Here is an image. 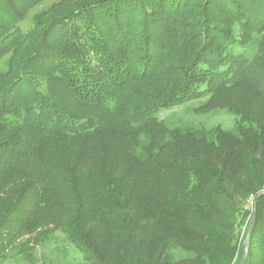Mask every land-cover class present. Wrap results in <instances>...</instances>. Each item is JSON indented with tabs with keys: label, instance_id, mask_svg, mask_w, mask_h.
I'll return each instance as SVG.
<instances>
[{
	"label": "trees",
	"instance_id": "trees-1",
	"mask_svg": "<svg viewBox=\"0 0 264 264\" xmlns=\"http://www.w3.org/2000/svg\"><path fill=\"white\" fill-rule=\"evenodd\" d=\"M40 2L0 0V262L59 231L89 264H240L236 213L264 192V0H60L23 33ZM196 99L233 130L155 117ZM246 264H264V194Z\"/></svg>",
	"mask_w": 264,
	"mask_h": 264
},
{
	"label": "rangeland",
	"instance_id": "rangeland-1",
	"mask_svg": "<svg viewBox=\"0 0 264 264\" xmlns=\"http://www.w3.org/2000/svg\"><path fill=\"white\" fill-rule=\"evenodd\" d=\"M58 1L60 0H41L37 6L27 12L24 20L19 24L21 31L23 33L30 31L33 17L47 10L52 4ZM256 51L257 44L255 41L244 49L235 50L236 53L246 54L248 58H252L256 54ZM7 58L6 56L0 61V72L5 70V61ZM205 100L206 99L191 100L177 107L162 109L156 113L155 117L169 127L212 128L214 126H220L225 130H233L235 116L226 111L216 110L208 114L196 112V109L203 104ZM251 207V197H248V199L239 206L240 211L236 213L237 219L234 229L236 235H242L245 231L247 215L251 211ZM25 239L26 237L23 238V240ZM22 250L17 246V248L8 252L7 257L0 262V264H89L84 260L83 256L68 243L65 236L59 231H56L52 238L41 246L35 247L33 250ZM169 253L174 262L189 259V255L185 254L180 249L172 248L169 250Z\"/></svg>",
	"mask_w": 264,
	"mask_h": 264
},
{
	"label": "water",
	"instance_id": "water-1",
	"mask_svg": "<svg viewBox=\"0 0 264 264\" xmlns=\"http://www.w3.org/2000/svg\"><path fill=\"white\" fill-rule=\"evenodd\" d=\"M264 194V192H261L259 195ZM259 195L254 199V201L252 202V215L249 221V225H248V231L247 234L244 238L243 244H242V260L240 264H246L247 262V258H248V240H249V236L251 234L253 225H254V221H255V216H256V201L257 198L259 197Z\"/></svg>",
	"mask_w": 264,
	"mask_h": 264
}]
</instances>
